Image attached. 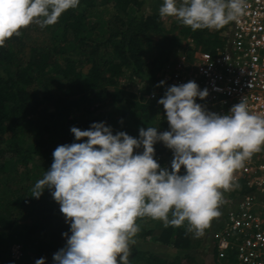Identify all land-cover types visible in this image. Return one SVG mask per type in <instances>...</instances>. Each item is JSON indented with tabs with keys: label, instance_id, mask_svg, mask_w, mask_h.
<instances>
[{
	"label": "trees",
	"instance_id": "1",
	"mask_svg": "<svg viewBox=\"0 0 264 264\" xmlns=\"http://www.w3.org/2000/svg\"><path fill=\"white\" fill-rule=\"evenodd\" d=\"M103 1L114 10L108 20L96 0H80L77 8L64 12L55 24L41 28L33 22L0 46V264H34L65 245L61 234L68 232L69 225L50 190L45 189L39 199L30 195L35 181L50 167L56 146L73 141L70 127L83 130L103 121L136 138L139 128L151 126L156 120L158 133L168 130L163 106L157 100L173 80L178 85L175 78L165 74L173 54L220 49L229 34L230 23L220 30H192L178 21L172 30H165L157 15L145 12L146 0ZM37 31H49L53 43L32 48L23 57L24 37ZM71 53L76 59L64 57ZM56 57H64L60 68ZM123 76L131 84L140 82L144 91L139 97L118 86ZM55 78L63 81L62 96L49 93ZM160 81L164 84L157 86ZM155 90L159 91L157 98L144 100ZM96 102L98 106L75 117L68 108L69 118L62 125L66 103L77 108ZM51 106L53 110L48 111ZM110 106L116 110L108 112ZM154 158L162 167L170 166L171 150L157 142ZM142 222L143 218L137 220L140 227ZM160 230L155 240L178 254L165 260L146 255L131 244L129 264H198L191 255L194 242L186 224ZM32 234L36 237L30 240ZM150 235L151 230L140 229L134 240L145 241ZM24 242L32 246L22 248L14 259L12 246Z\"/></svg>",
	"mask_w": 264,
	"mask_h": 264
},
{
	"label": "clouds",
	"instance_id": "2",
	"mask_svg": "<svg viewBox=\"0 0 264 264\" xmlns=\"http://www.w3.org/2000/svg\"><path fill=\"white\" fill-rule=\"evenodd\" d=\"M79 3L0 0V46L33 22L41 28L55 24ZM246 7L247 0H162L158 14L192 30H220ZM207 95L194 81L168 86L157 100L168 124L160 133L147 126L136 138L113 134L103 121L83 130L70 127L73 141L56 146L30 195L39 199L50 190L69 225L52 264H129L139 218L159 220L164 227L186 224L194 237L203 235L219 215L223 192L236 187L234 172L264 147V114L251 112L243 98L226 114L210 112L196 102ZM157 142L171 150L170 166L154 158ZM34 264H45V258Z\"/></svg>",
	"mask_w": 264,
	"mask_h": 264
},
{
	"label": "built area",
	"instance_id": "3",
	"mask_svg": "<svg viewBox=\"0 0 264 264\" xmlns=\"http://www.w3.org/2000/svg\"><path fill=\"white\" fill-rule=\"evenodd\" d=\"M177 80L208 90L196 100L207 111L226 114L243 98L251 112L264 114V0H247L223 47L194 52ZM234 184L222 194L227 209L213 238L216 261L264 264V147L234 172Z\"/></svg>",
	"mask_w": 264,
	"mask_h": 264
},
{
	"label": "rangeland",
	"instance_id": "4",
	"mask_svg": "<svg viewBox=\"0 0 264 264\" xmlns=\"http://www.w3.org/2000/svg\"><path fill=\"white\" fill-rule=\"evenodd\" d=\"M162 4V0H146V3L144 4V10L146 13L149 12V14H154L157 15L159 17V23L162 24V26L165 28V30H172V25L177 26V22L178 20H176L174 17H169V18H161L158 14V8L160 7V5ZM96 6L101 9L100 11H105L106 14L104 16L105 20H108L110 17V14L114 13V10L109 6L106 5L104 3L103 0H96ZM177 33V30L174 32ZM24 43H25V47L23 48V51L21 53V55H23V57L27 56L28 53H30V49L35 48V47H44V46H49L50 44L53 43V36L49 31H43V32H30V34H27L26 37H24ZM16 49L18 50V48L16 47ZM186 49V48H184ZM16 51V50H15ZM187 53V51H186ZM174 56L172 57L171 60V65L168 66L165 69V74L166 76L168 75L169 77H173L176 80L178 79V73H181L185 70V66L187 63H191L193 60V56H194V52H192L191 54H185V53H181L180 55H178V52H176L175 54H173ZM64 57H69V58H74L76 59V56L74 54H67V56ZM64 57H56V66H58V68L62 67L64 65L63 60ZM171 73V75H170ZM55 82H53L49 87V93L51 94H55L58 96H62L63 94V89L60 88V85L63 84V81H60L59 78H55ZM178 82V80H177ZM175 85V80H173V84ZM118 86L124 90L125 93H133L135 95H137V97L140 96V94L144 91L143 88L140 85V82H136L135 84H131L129 79H127L126 77H122L118 80ZM156 89V88H155ZM39 92H42V89L39 90ZM155 93H152L148 96H146L144 98V100L147 101H153L154 98H157L159 91L155 90ZM153 96V98H152ZM136 97L135 100H138V98ZM99 104L96 102L94 104L90 103L89 105H82L79 106L77 108H71L69 107V103H66L63 106V112L65 113V117L64 119L61 121L63 122L62 125L65 126L66 122H67V118H69V112H68V108L70 109V112L73 113V116H79L80 114H84V112L89 108H93L95 106H98ZM53 108L52 106L48 109V111H52ZM108 112H112L116 110V107H108L106 109ZM158 121L154 120L151 122V126H156L158 127ZM113 134H115L116 132H118L115 128H111ZM158 130V129H157ZM12 166H16L15 163H13ZM30 168V166H29ZM227 207V202L225 201V199L222 196V202L218 205V211H219V215L217 217H214L212 219V223L210 224L209 230H207L206 232L203 233L202 236L199 237H194L193 233H192V237H193V242H194V250L193 252H191V255L193 256V258H195L196 262L198 264H210L211 262L213 264H218L217 263V255H213L212 250H213V245H214V235L217 231V225H218V221L221 219V215L222 212L224 210V208ZM29 222H25V225H28ZM20 226H23L22 224H19ZM216 225V227H215ZM163 227V224L161 221L159 220H153L151 218H143V222H142V227H140V229H143L144 231H152V235H150L145 241H141V240H134L133 244L134 246H138V249L142 250L143 252L146 253V255L148 254H154L162 259L165 260H171L174 256H176L178 254V252L170 247H164L162 246V244H160L159 242H157L155 239L156 237L160 234L161 230ZM215 227V228H214ZM36 237L35 234H32L30 236V240H33ZM198 241H200V244L198 245ZM131 244H130V249H131ZM18 246V250L16 253L15 247ZM32 245H30V243L24 242L21 245H13L11 248V253L13 255L14 259H17L20 254H21V249L25 248L27 249L28 247H30ZM45 258V263L51 262L52 261V256H43Z\"/></svg>",
	"mask_w": 264,
	"mask_h": 264
},
{
	"label": "crops",
	"instance_id": "5",
	"mask_svg": "<svg viewBox=\"0 0 264 264\" xmlns=\"http://www.w3.org/2000/svg\"><path fill=\"white\" fill-rule=\"evenodd\" d=\"M226 209H227V207L224 208L221 217L223 216V214H224V212H225ZM218 222H219V221H218ZM215 227H216V225H215ZM215 227H214V228H215ZM211 254H212V253H211ZM210 264H213V263L211 262Z\"/></svg>",
	"mask_w": 264,
	"mask_h": 264
}]
</instances>
